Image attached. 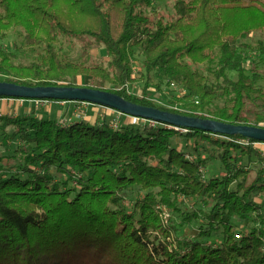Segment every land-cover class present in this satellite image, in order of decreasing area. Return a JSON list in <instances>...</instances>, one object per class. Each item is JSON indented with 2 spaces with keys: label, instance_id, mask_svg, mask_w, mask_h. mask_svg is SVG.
Instances as JSON below:
<instances>
[{
  "label": "trees",
  "instance_id": "obj_1",
  "mask_svg": "<svg viewBox=\"0 0 264 264\" xmlns=\"http://www.w3.org/2000/svg\"><path fill=\"white\" fill-rule=\"evenodd\" d=\"M172 1V18L155 21L145 12L152 0H0V42L19 29L38 51L28 65L15 64L0 44V82L75 87L89 77L94 89L138 106L264 128V88L257 84L264 75L244 57L247 39L264 33V0ZM61 38L101 44L107 67L60 57ZM254 49L264 63V39ZM136 50L143 95L157 70L184 92L172 98L174 109L128 93ZM1 121L25 147L7 158L21 160L15 173L0 157V264H264V165L252 147L259 142L161 123L117 129L107 121ZM176 137L194 140L195 159L172 146ZM204 141L216 148L210 157L220 162V176L205 178L207 159L198 154ZM251 166H259L255 174ZM132 187L145 195L128 209ZM181 198L211 207L165 225L162 209L178 212ZM193 221L199 226L186 238L180 226ZM238 222L246 226L241 233Z\"/></svg>",
  "mask_w": 264,
  "mask_h": 264
},
{
  "label": "rangeland",
  "instance_id": "obj_2",
  "mask_svg": "<svg viewBox=\"0 0 264 264\" xmlns=\"http://www.w3.org/2000/svg\"><path fill=\"white\" fill-rule=\"evenodd\" d=\"M147 15L157 21L159 18H163L165 21H169L174 15L173 1L172 0H152L151 6L145 10ZM264 39V33H253L248 39L247 43L249 48L245 52V60L252 62L257 72L262 76L264 75V63L255 51V46L258 40ZM2 48L5 51L12 52L14 54V63L28 65L31 63L38 51H33L25 45L24 33L22 30L16 29L9 32L6 39L0 42ZM56 49L60 57H66L70 60L83 64L87 67L100 66L107 67L109 58L105 54L104 48L101 44H97L93 41L89 43H82L74 39L61 38L56 44ZM143 56L136 50L132 59V67L134 77L136 81L127 86V91L129 94L136 96L137 98H143L151 101L159 108H164L167 110L174 109L170 102L174 97H181L183 95V90L180 86L172 84L166 79H162L160 73L154 70L149 76V88L148 97L144 96L142 93L144 84L146 83L145 70L142 65ZM232 78H236L235 74H231ZM142 79V80H140ZM2 82V81H1ZM260 87L264 88V76L262 80L257 83ZM75 87L78 88H96V84L92 82L89 77L78 78ZM65 87L64 85H58L55 87ZM110 86H107L109 89ZM110 93V92H109ZM132 107H136L135 104H130ZM15 119L17 117H32L36 119H52L55 120L60 126L69 125L75 122L84 121L91 125L99 126L103 122L107 121L110 125H117V129L126 126L127 124L136 123L139 125H148L150 122L143 119L120 114L109 108L96 106L86 103L78 102H62V101H46V100H20V99H0V157L2 156L3 165L10 163L11 158L17 149L24 146V143L14 136V129L12 127H7L2 129V118ZM148 122V123H147ZM151 124V123H150ZM113 127V126H112ZM114 128V127H113ZM173 147H179L185 153L192 158H196L197 153L194 152V140H186L185 138H173L171 142ZM257 146L255 143L252 147ZM258 147V146H257ZM216 148L211 146L207 141L199 143L198 154L207 159V167L204 169L205 178L212 176H220L222 172V167L217 159L210 157V153H216ZM256 152V150H255ZM257 154V152H256ZM259 154V153H258ZM261 156V155H260ZM256 158V157H255ZM260 162L264 165V159ZM247 159L244 158L242 163L245 164ZM21 160L16 159L11 161L13 164L10 168L11 173L18 171V165H20ZM241 165V162L239 166ZM253 174L257 172L259 166H251ZM25 177V174L22 175ZM264 179V177H263ZM145 192L139 187H132L126 191V196L124 200V205L131 209L133 204L142 199ZM211 205L204 206L201 202L195 200H187L181 198V202L178 205V212H173L169 209L163 208V222L165 225H180L181 214L191 212L194 209H202L205 212L209 211ZM240 223V224H239ZM239 228L238 233H241L245 229V225H241L238 222ZM197 222H192L190 225L180 226V233L186 237H193V232L198 228ZM215 243L219 244L221 241V236L217 235L214 237Z\"/></svg>",
  "mask_w": 264,
  "mask_h": 264
},
{
  "label": "water",
  "instance_id": "obj_3",
  "mask_svg": "<svg viewBox=\"0 0 264 264\" xmlns=\"http://www.w3.org/2000/svg\"><path fill=\"white\" fill-rule=\"evenodd\" d=\"M0 97L36 101L54 100L80 102L114 110L133 118L161 123L176 129H198L205 132L234 136L264 143V128L246 125H231L216 121H201L193 118L174 115L165 111L135 105L120 96L97 89L78 87H27L14 83L0 82ZM134 105V104H133Z\"/></svg>",
  "mask_w": 264,
  "mask_h": 264
},
{
  "label": "crops",
  "instance_id": "obj_4",
  "mask_svg": "<svg viewBox=\"0 0 264 264\" xmlns=\"http://www.w3.org/2000/svg\"><path fill=\"white\" fill-rule=\"evenodd\" d=\"M257 146H255L256 147L255 150L257 152V154H256L257 158H261V159L263 158L264 159V143H257Z\"/></svg>",
  "mask_w": 264,
  "mask_h": 264
},
{
  "label": "built area",
  "instance_id": "obj_5",
  "mask_svg": "<svg viewBox=\"0 0 264 264\" xmlns=\"http://www.w3.org/2000/svg\"><path fill=\"white\" fill-rule=\"evenodd\" d=\"M134 119V118H133ZM136 120H138L137 118H136ZM150 123H151V125L152 126H155V124H156V122H152V121H149ZM114 128H116L117 127V125H112ZM176 129V128H175ZM176 130H178V129H176ZM181 131L182 132H185V130L184 129H181Z\"/></svg>",
  "mask_w": 264,
  "mask_h": 264
}]
</instances>
